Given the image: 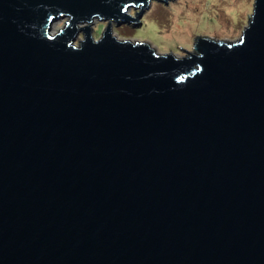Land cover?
<instances>
[{
	"label": "water",
	"instance_id": "1",
	"mask_svg": "<svg viewBox=\"0 0 264 264\" xmlns=\"http://www.w3.org/2000/svg\"><path fill=\"white\" fill-rule=\"evenodd\" d=\"M151 1L0 0V264H264V0L182 57L77 27Z\"/></svg>",
	"mask_w": 264,
	"mask_h": 264
},
{
	"label": "rangeland",
	"instance_id": "2",
	"mask_svg": "<svg viewBox=\"0 0 264 264\" xmlns=\"http://www.w3.org/2000/svg\"><path fill=\"white\" fill-rule=\"evenodd\" d=\"M254 0H168L167 3L152 0L144 8L138 22L116 24L111 19L93 17L89 23H77V27L89 24L94 38L100 37L110 20L111 33L116 38L148 43L157 53H172L177 57L187 55L183 48L193 52L197 36L224 42L238 41L242 30L253 12ZM137 8H129L127 14L135 17ZM68 16L52 23L51 32L64 28ZM82 33L79 32L75 45Z\"/></svg>",
	"mask_w": 264,
	"mask_h": 264
},
{
	"label": "clouds",
	"instance_id": "3",
	"mask_svg": "<svg viewBox=\"0 0 264 264\" xmlns=\"http://www.w3.org/2000/svg\"><path fill=\"white\" fill-rule=\"evenodd\" d=\"M83 39H84V37H83V36H81V37H80V40H83ZM98 39H99V38L97 37V40H98ZM85 42H86V41H85Z\"/></svg>",
	"mask_w": 264,
	"mask_h": 264
}]
</instances>
